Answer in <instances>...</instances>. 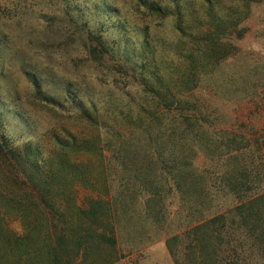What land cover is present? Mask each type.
<instances>
[{
    "label": "rangeland",
    "instance_id": "obj_1",
    "mask_svg": "<svg viewBox=\"0 0 264 264\" xmlns=\"http://www.w3.org/2000/svg\"><path fill=\"white\" fill-rule=\"evenodd\" d=\"M214 17L225 30L209 40ZM93 35L108 55L90 54ZM167 88L181 108L201 113L204 127L226 124L262 143L264 0H0V137L22 156L30 146L40 167L65 155L77 206L88 195L78 173L95 182L105 170L144 171L145 137L130 124L155 107L153 91ZM253 93L257 102L242 100ZM129 126L128 138H120ZM214 144L184 148L177 162L195 153L196 175L213 172ZM7 177L0 164L3 206L25 189L23 178L18 187ZM191 179L186 173L173 183L162 225L144 218L139 200L117 205V264H174L165 234L187 218L181 199ZM215 203L223 207L228 198ZM0 212L17 235L25 233L21 211Z\"/></svg>",
    "mask_w": 264,
    "mask_h": 264
},
{
    "label": "trees",
    "instance_id": "obj_2",
    "mask_svg": "<svg viewBox=\"0 0 264 264\" xmlns=\"http://www.w3.org/2000/svg\"><path fill=\"white\" fill-rule=\"evenodd\" d=\"M214 20L209 40L218 39L225 30L221 20ZM93 38L91 43L96 45L90 54L108 55L101 37ZM153 93L155 107L142 109L141 118L130 124L145 137L140 145L145 152L144 171L105 170L95 182L77 172L88 192L79 206L65 155L45 160L40 167L36 159L31 160L30 146L22 156L0 137V164L10 175L6 180L18 186L23 178L25 188L22 194H11L4 206L6 195L0 190V208L9 214L21 211L25 230L17 235L0 212V264H117L123 258L115 221L117 205L139 200L144 218L162 225L169 215L167 195L186 173L195 180L183 191L186 199H181L187 218L174 232L165 234L174 264H264V141L229 131L225 123L219 129L204 127L201 113L181 108L176 93L168 88ZM254 95L242 100L257 102ZM132 127L121 129L120 138H128ZM208 141L215 143L214 152L219 154L211 162L213 172L196 175L195 153L182 155V162H177L182 149H200ZM210 173L216 177H209ZM220 196L228 198L227 205L215 203Z\"/></svg>",
    "mask_w": 264,
    "mask_h": 264
}]
</instances>
